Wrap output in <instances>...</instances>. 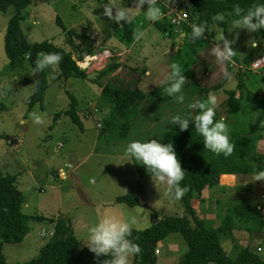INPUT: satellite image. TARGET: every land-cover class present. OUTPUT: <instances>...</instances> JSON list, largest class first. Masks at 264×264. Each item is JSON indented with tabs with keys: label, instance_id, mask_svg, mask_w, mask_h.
Here are the masks:
<instances>
[{
	"label": "rangeland",
	"instance_id": "obj_1",
	"mask_svg": "<svg viewBox=\"0 0 264 264\" xmlns=\"http://www.w3.org/2000/svg\"><path fill=\"white\" fill-rule=\"evenodd\" d=\"M160 1L171 9L186 12V26L195 24L187 10L188 0ZM109 2L38 0L26 9L20 28L29 43L46 41L70 51V47L65 45V31L56 23L58 19L66 30H91L98 48L96 55L104 51L112 54L106 61L91 62L84 69L88 75L98 73L95 80L57 79V70H45L48 89L44 94L42 108L38 104L31 107L28 105L35 91L28 62L23 61L17 67H12L5 56V30L15 10L10 7L5 13L0 12V170L3 174L16 176V188L24 197L23 214L69 220L79 248H87L81 240L86 237L88 229L104 217H135L133 230H144L153 221L184 214L180 200L173 201L167 195L166 183L151 176L142 165L125 156L124 148L133 140L158 139L163 143L164 134L175 127L170 124L171 117L190 111L187 105L197 99L206 100L209 94L216 97V118H224L231 141L242 135L262 137L258 140L254 154L257 159L264 158V75L249 70L253 61L264 58V41L259 31H239L233 44L237 53L231 64L221 63L214 55L216 35L220 31H227L233 19L226 16L224 28L218 25L210 27L207 45L196 57H190L180 34H177L178 41L174 42L178 52H175V48L173 53L167 54V47L163 50V46H160L164 39L163 33L174 29L166 18L153 24L141 12L132 24L124 25L121 22L117 25L103 16V8L100 6ZM115 3L120 6L121 0H115ZM97 27H100L101 33H113V39L101 41V37L94 34ZM140 31H148L145 40H134L133 33ZM234 35L235 30L225 32L228 39ZM100 36L105 37V34ZM118 37H124L122 48L125 51L120 54L115 53ZM253 38L260 42L256 48L247 46V41ZM104 43L110 49L103 50L100 46ZM172 47L170 44L168 51ZM113 59L123 67L98 79L99 73ZM171 65L178 66L181 73H185L183 104L176 103L164 91L161 95L166 99L152 94L153 90L164 85L161 81ZM189 67L195 68L193 75L187 74L186 68ZM145 69L150 72L149 77L145 76ZM225 71L232 74V79L224 77ZM239 79L242 80L241 86L237 88ZM108 84L117 88L137 86L143 93L125 138H118L115 133L98 138L102 123L109 115V104L102 96ZM227 91L238 94L240 110L236 114H226L221 107ZM71 97L76 101L82 129L64 114L70 107ZM90 106L97 113L85 118L84 114ZM32 113L41 115L43 122L35 124L30 116ZM139 168L143 176H140ZM233 188L237 192L240 188L248 189L251 192L247 197L251 203L264 204V181H255L254 174L240 175ZM127 194L135 196L139 204L129 207L115 203L117 197ZM241 194L240 191L238 195ZM203 195L202 201L195 195L192 207L206 226L218 228V186L206 189ZM29 227V233L20 244L2 245V254L7 264L30 261L46 242L41 238V231L48 230V224L32 222ZM246 240H251L255 251L260 248L258 253L264 257V229L261 234L253 233ZM220 245L228 258L234 260L236 252L229 233L220 234ZM157 249L156 264H178L187 252V245L179 233H173Z\"/></svg>",
	"mask_w": 264,
	"mask_h": 264
},
{
	"label": "trees",
	"instance_id": "obj_2",
	"mask_svg": "<svg viewBox=\"0 0 264 264\" xmlns=\"http://www.w3.org/2000/svg\"><path fill=\"white\" fill-rule=\"evenodd\" d=\"M38 0H0V12L5 13L13 7L15 14L9 19L4 35L5 56L12 67H17L23 61L34 67V62L48 53H59L62 60L57 69V79L67 80L78 78L86 80L87 73L81 70L77 63H87V57L98 53L91 30H66L60 20H56L59 27L65 31V45L58 47L50 42L29 43L25 38L20 21L26 16V9ZM264 0H188L190 14L195 24L207 23L208 30L203 39L189 42L186 37L184 47L190 57L206 47L209 29L213 25V18L217 14L224 17H233L234 5L247 9L254 3ZM130 7L133 0H121V5ZM158 5L161 6L160 3ZM163 7V6H162ZM163 9V8H162ZM164 11V9L162 10ZM222 28L225 22L218 24ZM183 33H190L191 26L183 25ZM264 41V29L259 30ZM185 49V48H184ZM122 67L117 60L108 62L99 73V78L115 73ZM144 71V70H143ZM188 73V70H187ZM185 76V73H182ZM35 91L29 101V106L38 104L43 107L45 91L48 89L46 72L33 76ZM241 79L237 88L241 86ZM163 85L152 91L157 98L162 96ZM102 96L109 104V115L102 123L98 138L107 137L108 133H115L118 138H125L130 130L131 121L135 115L137 104L143 99L139 87L117 88L106 85ZM221 107L226 114H236L240 108V100L235 91H227ZM73 124L82 129V122L76 111V101L71 97L70 107L64 112ZM217 119V118H216ZM262 137L244 136L235 138L234 151L231 156H215L203 147V138L194 127L181 132L178 126L167 131L163 136V143H171L180 162L185 177L181 187H186L180 203L184 209L182 216L163 217L153 221L144 230H133L131 239L141 248V253L132 258V264H156V251L159 245L173 233H179L187 245V252L178 264H264V257L249 247L239 251L234 260L228 258L220 245V234L231 233L234 229H244L248 233H260L264 228V208L251 207L243 198L236 199L235 206L228 211V215L218 228H211L200 220L192 207L195 198L202 201L206 189L217 187L222 175H252L264 171V158L257 159L255 151L258 140ZM140 176H143L139 168ZM115 203L134 207L139 204L137 198L131 194L119 196ZM24 197L16 188V176L3 174L0 170V264H7L2 254V245L20 244L29 233V224L32 222L45 223L53 228V236L40 248L38 255L23 264H102L104 257L97 258L87 248H79L78 241L73 234L69 220L53 219L42 216H28L22 213ZM244 225L243 227H240Z\"/></svg>",
	"mask_w": 264,
	"mask_h": 264
},
{
	"label": "clouds",
	"instance_id": "obj_3",
	"mask_svg": "<svg viewBox=\"0 0 264 264\" xmlns=\"http://www.w3.org/2000/svg\"><path fill=\"white\" fill-rule=\"evenodd\" d=\"M133 7H125L124 4L117 6L115 0H110L100 7L103 8V16L108 17L112 23L120 25H130L141 12L145 14L150 23L160 21L164 13L158 5V0H133ZM146 5V8L144 7ZM143 8V10H142ZM233 19L230 21L227 31H220L216 35L214 55L223 64L231 63L237 53L233 44L235 43L239 31L246 33H257L264 29V2L252 4L247 9H242L240 5L233 7ZM224 16L217 14L213 18V25L216 26L224 21ZM208 30L207 23L191 25L190 33H182L189 42H196L204 38ZM236 31L232 39L225 36V32ZM144 32L133 33L134 40L144 37ZM258 39L253 38L247 41V46L256 48ZM260 43V42H259ZM62 60L59 53H48L34 62L31 75L36 76L45 70H57ZM224 77L232 79V74L225 71ZM37 81H34L35 88ZM164 85V93L173 98L178 104H183L185 96L183 86L186 83L185 76L176 65H171L169 71L161 81ZM190 111L176 114L171 117L170 124L178 126L181 132L194 127L196 133L203 138V147L215 156L232 155L234 143L230 139L229 127L224 119H216L217 101L214 95L209 94L206 100L197 99L187 105ZM193 113H196L193 117ZM35 124H41L42 117L37 113L30 114ZM124 155L132 161L142 165L146 171L155 176L167 185V195L173 201H179L187 192L186 187H181V182L185 177L177 155L171 143L162 144L158 139L146 141L133 140L124 148ZM255 181H264V171L255 174ZM135 217L117 219L115 217H104L98 223L88 229L87 235L81 241L89 252L95 257L103 259L102 264H132V258L141 253V248L131 239Z\"/></svg>",
	"mask_w": 264,
	"mask_h": 264
},
{
	"label": "crops",
	"instance_id": "obj_4",
	"mask_svg": "<svg viewBox=\"0 0 264 264\" xmlns=\"http://www.w3.org/2000/svg\"><path fill=\"white\" fill-rule=\"evenodd\" d=\"M130 7H132V5ZM100 31H101L100 27H97V30L95 31L94 34L99 36V37H101V41H104L105 39H110V38L113 39V36H112L113 33H109V32H106V31H103L101 33ZM147 32H145V35H146ZM182 33H183V31L175 32V30H167L165 33H163V38L166 39V40L163 39L161 41L160 46H163V48H162L163 50L167 47L166 48L167 52L165 51L167 54H170L171 52L173 53L175 48H176L175 52H178V47L174 45V42L178 41L177 34H180L179 36L181 38H184V36H182ZM100 34L101 35L105 34V37L100 36ZM145 35H144L143 38H141V40H145ZM153 41H154V39H153ZM155 42H156V39H155ZM117 43H118L117 52H115V53H118V54L123 53L125 51L122 48V44H124V37H118L117 38ZM170 44L173 45V47L174 46L175 47L174 48L172 47L173 49H170V51H168V46ZM100 47L104 48L103 50L110 49V48H107L106 43L102 44ZM231 63H233V62H231ZM122 67H123V65H122ZM189 68H190V70H189ZM189 68H186V70H188L187 74H190V75L192 74L193 75V71H194L195 68L194 67H189ZM144 71H145L144 72L145 76L149 77L150 72L147 69H145ZM226 93H225V98H226ZM236 97L238 98V94L237 93H236ZM225 98H224V100H225ZM239 110H240V108H239ZM222 119H224V118L222 117ZM240 137H244V135H242ZM246 137H248V136H246ZM239 176L240 175H222L220 177V181H219V184H218V227L222 225L223 220L228 215V211L235 206V204H236L235 200L236 199L243 198V199H246L248 201V204L251 207L255 206V207H257V209H260L262 207L264 208V204H260V203L258 204V203H251L250 202V200H249V198L247 196H249V192H251V191H248V189L246 190V189L240 188V190L238 192H237V190H234V188H233L234 187V182L238 179ZM240 191L242 192V194L238 195V193ZM262 231L260 232V234L262 233ZM229 234L231 236V241L233 243V250L236 252V256L239 253V251L241 249H243V248L249 247L251 250H254L255 245H252L251 240H248V241L246 240V238L249 237L250 235H252L253 233H248L244 229H241V230L234 229ZM245 234H247V236ZM248 234H250V235H248ZM255 234L259 235V233H254V235ZM246 243L248 244V246H245ZM236 256H235V258H236Z\"/></svg>",
	"mask_w": 264,
	"mask_h": 264
},
{
	"label": "built area",
	"instance_id": "obj_5",
	"mask_svg": "<svg viewBox=\"0 0 264 264\" xmlns=\"http://www.w3.org/2000/svg\"><path fill=\"white\" fill-rule=\"evenodd\" d=\"M158 3H160L161 6H163L164 8L163 18H166L168 20L170 27L173 28L175 32H181L183 25H185L186 22L188 21L187 13L181 10L171 9L168 6H166L163 2H161L160 0H158ZM111 57H112V54L109 51H104L103 53L99 55L87 57L88 61H87V66L85 68H82L79 66L78 67L84 71V69H86L91 62L100 63L102 61H106L108 58H111ZM249 70L252 73H256L259 71V73L263 76L264 75V58H257L255 61H253L249 65ZM95 113H97V110L94 109L93 106H90L89 111H87L84 114V117L89 118L93 116V114ZM52 236H53L52 227H50L48 230L41 231V238L45 239L46 241L50 240ZM256 251L260 252L261 249L257 248ZM156 254H157V251H156Z\"/></svg>",
	"mask_w": 264,
	"mask_h": 264
},
{
	"label": "water",
	"instance_id": "obj_6",
	"mask_svg": "<svg viewBox=\"0 0 264 264\" xmlns=\"http://www.w3.org/2000/svg\"><path fill=\"white\" fill-rule=\"evenodd\" d=\"M96 76H98V73H92L87 75L86 80H95Z\"/></svg>",
	"mask_w": 264,
	"mask_h": 264
},
{
	"label": "bare ground",
	"instance_id": "obj_7",
	"mask_svg": "<svg viewBox=\"0 0 264 264\" xmlns=\"http://www.w3.org/2000/svg\"><path fill=\"white\" fill-rule=\"evenodd\" d=\"M79 65H81L80 67L85 68L87 66V63H80V64H78V66Z\"/></svg>",
	"mask_w": 264,
	"mask_h": 264
}]
</instances>
